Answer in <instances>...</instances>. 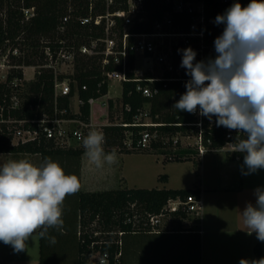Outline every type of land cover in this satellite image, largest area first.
<instances>
[{
  "label": "trees",
  "instance_id": "16d2710c",
  "mask_svg": "<svg viewBox=\"0 0 264 264\" xmlns=\"http://www.w3.org/2000/svg\"><path fill=\"white\" fill-rule=\"evenodd\" d=\"M235 2H239L242 6H247L249 0H229L223 2L221 0H205L207 12L211 16L222 15ZM125 0H114L112 4L107 5L106 0H0V6L6 4V17H0V49L6 51L3 45L8 41L14 46L23 44L28 47L29 57L27 63L34 62L35 57H41V47L44 38H50L53 41L57 36L59 39H67L70 43H75L78 47L82 44H90L92 39L104 36V29L94 24H82L80 18L88 15L105 13L108 9L111 11L118 8H126ZM149 13L145 23V28L151 29L155 19L160 17L164 4L161 0H149ZM35 7V15L29 19L24 16L23 8ZM1 8V7H0ZM71 15L69 20L64 24L63 18ZM188 19L187 15H184ZM120 30L123 29L121 19L119 20ZM65 25V30H61V26ZM142 25H138L134 30H143ZM215 34V32H213ZM57 38V39H58ZM102 56H89L81 54L76 61V74L80 90V97L85 101L81 105L80 113L71 116H80L82 119L89 120L91 108L87 100L90 97H100L108 93L109 83L103 75L104 70L119 68L120 65L108 64L103 68ZM134 56H130V62L133 63ZM22 62V60L20 61ZM22 75V73H18ZM133 75V73H130ZM12 78L13 75H9ZM87 84L88 89H82V85ZM135 82L127 81L123 84V96L121 99L123 120L132 123L137 110L146 101L152 103V114L157 120L163 119L166 124L152 127L157 129L158 133L175 135L178 133L190 134L193 127L182 125L180 123L192 122L193 114L186 111H178L173 105L179 100L176 95L177 84H172L169 89L153 98L148 99L135 90ZM6 85L0 80V100L5 91ZM33 93L27 95L25 93V102L22 111H17L19 116H34L38 111L30 105H37L40 100L51 102L54 101V73L50 70L41 72L37 81L32 86ZM63 106L68 107L69 98L62 97L60 100ZM110 109L113 107V100H110ZM127 104L131 105V110L125 109ZM53 107V106H52ZM169 111L163 114V110ZM41 113V112H39ZM159 117H156V115ZM106 142L111 136H124L125 130L132 132V144L130 147H120V152H131L133 150H153L157 154L164 155V161H184L198 157V151L193 147H181L179 144L174 145L173 141H163L159 138L153 140L150 145L142 146L138 144L140 138L141 126L129 125L127 127L119 125H106ZM225 127L213 126L206 127L204 138L207 141L211 138L212 147L221 148L225 144ZM246 138V137H245ZM244 138V139H245ZM106 153L112 152L113 149L103 146ZM116 151V150H115ZM0 152H10L14 154H37L40 156V164L45 157H50L53 161L58 162L64 169L66 174H75L79 181L81 178L82 157L85 153L83 148H66L53 146L52 143L42 142L27 143L19 145H10L9 141L0 139ZM227 154L236 158L241 155L235 150H227ZM199 158V157H198ZM163 176L161 175L160 178ZM81 185V182H80ZM201 189L197 186L192 188H145V187H120L116 189H105L98 191L80 190L74 195H68L63 204L62 219L64 221L63 231H57L50 228L48 236H54L56 242L50 243L49 238L40 237V264H99L91 259V256L98 252L100 256L110 258L115 263L114 257L121 252L119 264L122 261L123 240L127 234L138 232H150V227L143 223H134L135 221H127L129 216H133L132 204H136V211L143 219L146 212L159 213L166 205L169 199L182 197L188 199L190 196L201 197ZM187 211L175 212L173 219L182 221L189 218ZM102 223L103 228L92 227V223ZM96 223V224H97ZM90 228L87 230L86 227ZM100 231L101 235L106 232L103 238L95 235ZM112 231H122V235L113 236ZM121 241V244L119 243ZM95 242L94 245H92ZM257 249V248H256ZM257 253L259 251L257 250Z\"/></svg>",
  "mask_w": 264,
  "mask_h": 264
},
{
  "label": "built area",
  "instance_id": "2783aa9c",
  "mask_svg": "<svg viewBox=\"0 0 264 264\" xmlns=\"http://www.w3.org/2000/svg\"><path fill=\"white\" fill-rule=\"evenodd\" d=\"M106 1L108 6L114 2V0ZM148 1L125 0L126 8H118L113 11L108 9L105 13L81 17L82 24H94L104 29V36L92 39L90 44L85 43L78 47L67 39L59 38L43 43L41 53L44 62L41 65L54 73V103L50 110L44 108L41 113H36L34 116H19L17 114V111L23 110L26 99L24 75L20 69L23 68V65L15 64L12 61L13 57L18 54L17 48L8 51L0 49V80L5 83V88H9V91H5L0 100V139L9 141L10 145L45 142L52 143L55 147L83 148V138L90 130L97 129L103 131L106 143V131L103 125L97 127L98 124L94 123L91 118L86 120L80 116H71L80 113L81 105L85 101L80 97L77 79L69 74L60 73L59 66L63 64L76 65L78 54L102 56L103 68L112 63L120 65L119 68L103 71L109 87L114 80H119L123 84L133 81L136 83L135 90L137 92L145 98L153 99L159 96L162 91L169 89L172 84H177L175 96L180 99L181 95L186 92L185 84L191 77L186 75V69L180 66L183 53L178 50L191 47L197 53L196 61L207 62L209 59H215L217 53L214 41L223 33L225 25L214 23L216 16L208 14L205 0H161L165 5L164 9L160 17L153 21L152 28L147 29L145 23L149 13ZM221 1L228 2L229 0ZM23 12L25 18L29 19L35 15V7H25ZM184 15H187L188 19H185ZM70 17L71 15L65 16L63 23L65 24ZM120 19L123 25L122 30L119 27ZM138 25H142L144 29L134 30ZM65 28V25L61 26L62 30ZM132 54L134 61L131 64L130 56ZM140 59L143 60L142 68L137 67ZM20 72L22 75L18 74ZM9 75H13L12 78ZM82 89H88L87 84H83ZM62 97L69 98L68 107H59ZM74 97H77L79 102L77 112H74L73 108L71 109L70 101ZM96 99V97H90L87 100L90 108ZM30 107L33 108L32 104ZM131 108L130 104L125 106L128 111ZM193 116L192 122L180 124L193 127L190 134L183 135L195 136V148L200 158L209 151L235 150L234 145L238 142L236 137L238 136L240 139L246 137L244 133L226 128L225 144L221 148L212 147L213 141L211 138L206 141L204 133L207 126L211 127L216 124V117L213 116L209 120L207 117L199 115V107ZM156 117L159 115L157 114ZM162 124L166 123L153 117L152 103L146 101L137 110L132 123L122 120L106 125L141 126L143 128L140 130L138 144L148 146L153 140H158L160 136L157 129L152 130L151 128ZM131 208L134 211L133 216H129L127 221L142 222L152 231H161L173 222L175 212L182 210L187 211L190 215L200 216L203 200L202 197L194 196H190L188 199L180 196L171 198L159 213L146 212L143 219L137 213L135 203L131 205ZM117 232L119 235L123 234L122 231ZM99 233L101 232L97 231L95 235L98 236ZM119 243L121 244V241ZM94 244L95 242L92 245ZM120 256L121 252L117 253L114 257L115 263H112L108 255H99L97 262L99 264H119Z\"/></svg>",
  "mask_w": 264,
  "mask_h": 264
},
{
  "label": "clouds",
  "instance_id": "9594fccd",
  "mask_svg": "<svg viewBox=\"0 0 264 264\" xmlns=\"http://www.w3.org/2000/svg\"><path fill=\"white\" fill-rule=\"evenodd\" d=\"M214 23L225 25L214 41L215 59L196 61L191 47L178 50L183 53L180 66L191 79L173 107L190 114L199 107V115L215 116L218 127L244 133L245 139L236 137L234 149L245 154L241 171L248 175L264 169V0H250L247 6L235 2ZM104 143L97 129L83 138L84 154L98 169L117 162L115 149L106 154ZM80 187L78 177L50 157L38 166L24 159L5 163L0 168V241L19 253L39 230V237L54 244L49 229L63 231L62 206ZM254 195L255 205L247 203L241 215L248 233L264 242V188H256ZM239 264H264V257Z\"/></svg>",
  "mask_w": 264,
  "mask_h": 264
},
{
  "label": "crops",
  "instance_id": "0c3cea01",
  "mask_svg": "<svg viewBox=\"0 0 264 264\" xmlns=\"http://www.w3.org/2000/svg\"><path fill=\"white\" fill-rule=\"evenodd\" d=\"M114 82L119 87H114ZM113 83L107 94L97 98H105L103 118L94 120L93 105L91 107L90 118L96 124H108L111 117L109 101L122 99L123 83L119 80ZM218 151L224 154L219 157L216 166L217 179H210L205 174L204 156L202 176L199 183H194L202 191L203 209L200 216H189L182 221L177 220V223L173 220L161 231L127 234L123 240L121 264H239L241 259L258 260L264 257V242L257 239L255 232L248 233L241 215L247 203L255 205L254 190L264 188V169L244 175L241 171L244 153L232 158L225 150ZM116 153V163H105L99 169L83 155L80 178L83 190L96 191L101 186L105 187L99 190L116 189L124 185L125 178L120 175L118 159L124 152ZM13 154L0 152V168L14 160ZM244 170L247 171L246 168ZM162 176L161 179L168 180V175ZM38 232L30 237L26 249L19 253L14 252L11 245L0 241V264H40Z\"/></svg>",
  "mask_w": 264,
  "mask_h": 264
},
{
  "label": "rangeland",
  "instance_id": "374dc122",
  "mask_svg": "<svg viewBox=\"0 0 264 264\" xmlns=\"http://www.w3.org/2000/svg\"><path fill=\"white\" fill-rule=\"evenodd\" d=\"M0 17H6V4L0 6ZM144 23V22H142ZM62 30V29H61ZM63 31V30H62ZM58 36L54 39L56 40ZM51 39L48 38V41ZM47 41V38L43 39V43ZM3 47H6V51L13 50L17 48L18 54L13 57V62L15 64L23 65L22 73L24 75V83H25V93L30 95L33 93L32 86L37 81L38 76L41 72L47 70L43 65L44 62L43 55L41 57H35L33 60L34 62L27 63L26 59L30 56L28 53V47L23 44V49L21 50L20 46H14L11 42H6ZM3 49V48H1ZM42 49V48H41ZM42 51V50H41ZM81 54H78V56ZM22 60V62H20ZM142 59L139 60L137 67L142 68L143 63ZM60 73L69 74L72 77L76 74V65H69L63 64L59 66ZM113 83V82H112ZM111 83V84H112ZM110 84V86H111ZM114 87H119V84L114 82ZM111 87V90L113 89ZM114 104L111 109V117H109V123H118L119 121L123 120V113H122V103L120 99H113ZM77 97L71 99L70 103L72 104L71 109L73 108L74 112H77L79 105ZM54 103V101H53ZM109 104V103H108ZM63 106L62 102H59V107ZM109 106V105H108ZM32 107L37 109V113L42 112L44 108L51 109L52 105L51 102H46L40 100L37 105L32 104ZM106 111V104L105 98L96 99L95 103L93 104V117L94 120H99L101 117L103 118V113ZM169 110H163V114L167 113ZM101 118V119H102ZM157 120V119H156ZM163 119H159L158 121H162ZM105 126L104 124L100 123L97 127ZM124 136H111L105 145L111 149H115L119 151L120 147L128 148L132 144V133L130 131H124ZM159 138L163 139V141H173L174 145L179 144L181 147H193L195 148L196 145V138L195 136L187 137L181 133L171 135V134H161ZM107 141V140H106ZM104 145V146H105ZM106 153V152H105ZM224 152L219 151H209L203 158H193L184 161H164L163 154H157L153 150L145 149V150H133L131 152H124L119 155V171L121 177H124V186L135 188V187H145V188H192L194 183H199L200 177L202 176V159L203 164H205V174L211 179H217V170L216 166L219 161V157L223 155ZM15 161H19L21 159L28 160L34 165H40V158L37 155L32 154H13ZM161 175H168V180L161 179ZM105 186H101L99 189H104ZM97 189L96 191H98ZM192 216V217H191ZM193 218V215H190ZM178 221H176L177 223ZM94 221L92 223V227H97L102 229L103 224L97 223ZM87 230H90L88 226L86 227ZM118 232L114 231L113 236H117ZM106 232H103L102 235L99 233L98 237L103 238ZM91 259L97 262L99 260V253L96 252L91 256Z\"/></svg>",
  "mask_w": 264,
  "mask_h": 264
}]
</instances>
